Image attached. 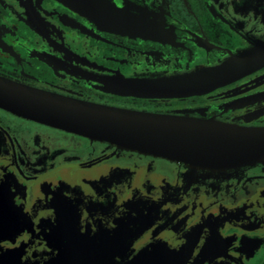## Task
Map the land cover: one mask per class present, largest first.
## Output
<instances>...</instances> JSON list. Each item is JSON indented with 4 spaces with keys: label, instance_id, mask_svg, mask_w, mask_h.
Listing matches in <instances>:
<instances>
[{
    "label": "flooded vegetation",
    "instance_id": "flooded-vegetation-1",
    "mask_svg": "<svg viewBox=\"0 0 264 264\" xmlns=\"http://www.w3.org/2000/svg\"><path fill=\"white\" fill-rule=\"evenodd\" d=\"M79 2L0 0V77L102 106L264 127V66L187 98L105 89L264 48V0ZM107 8L160 33L117 31L95 17ZM132 263L264 264V157L201 168L0 108V264Z\"/></svg>",
    "mask_w": 264,
    "mask_h": 264
},
{
    "label": "water",
    "instance_id": "water-1",
    "mask_svg": "<svg viewBox=\"0 0 264 264\" xmlns=\"http://www.w3.org/2000/svg\"><path fill=\"white\" fill-rule=\"evenodd\" d=\"M66 1L80 6L79 0ZM95 17L121 32L139 36L160 33L157 24L125 11L107 8ZM263 66L264 48H253L222 65L189 76L152 81L115 80L105 89L136 98H187L207 94ZM0 108L64 132L201 168L239 167L264 157V127L237 126L184 113L102 106L1 77Z\"/></svg>",
    "mask_w": 264,
    "mask_h": 264
}]
</instances>
